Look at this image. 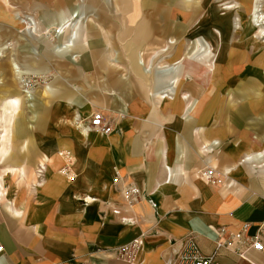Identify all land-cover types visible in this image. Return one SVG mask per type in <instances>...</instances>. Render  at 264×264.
<instances>
[{
	"label": "crops",
	"instance_id": "1",
	"mask_svg": "<svg viewBox=\"0 0 264 264\" xmlns=\"http://www.w3.org/2000/svg\"><path fill=\"white\" fill-rule=\"evenodd\" d=\"M254 3L252 0L245 4L251 11ZM233 9L236 5L225 9L230 12L221 16L215 6L210 25L216 34L206 29L201 34L209 41L205 43L210 47L206 58L213 78L211 84L217 78L227 27L234 19ZM75 13L79 17L77 7L61 8L52 16L41 12V18L49 17L50 22L41 31L40 20H36L35 36L67 24L56 38L57 43L49 50L45 48L47 52L68 55L78 49L87 28H81V16L78 24L71 21ZM167 22L168 17L162 22L144 18L138 23L154 27ZM14 30H22L17 36L21 35L23 41L30 39L25 22H18L13 16L0 19V47L4 43L12 45L5 52L16 51ZM262 38L257 34L254 41ZM146 41L140 30L133 43L135 48H129L136 52L137 46ZM137 56L130 58L132 69L144 81L140 83H151L149 88L153 85L148 96L141 90L140 95L156 100V108L175 102L174 126L168 127L165 119L163 123L160 118H147L143 110L138 112V128L129 127L123 117L125 94L119 92L120 80L126 79L117 80L112 73L104 84L108 91L101 94L89 88L75 91L66 87L63 80L57 83L62 88L56 85L46 86L45 91L39 89L38 103L50 105L49 113L40 111L42 117L34 124V131H27L24 124L21 143L6 149L8 161L2 168L24 171L22 178L8 175L7 201H2L5 204L0 210V264H126L117 258L116 249L141 236L143 245L136 264H170L188 235H194L200 249L210 254L215 249L218 227L235 231L242 224H248L249 236H258L263 251L248 250L241 257L236 247L221 249L215 264H264V122L261 125L259 120L249 119V129L243 132L241 141L224 148L222 154H212L217 144L213 140H222V134L213 128L212 121L208 123L202 111L205 95L213 88L202 86L205 76L198 75V81H190L191 72L184 66L165 69L145 64ZM22 57L13 54L1 69L9 72L12 58L19 65L24 64ZM263 62L264 57L256 68L260 75ZM201 70L207 72L205 65L200 66L199 74ZM20 93L16 87L0 86V100ZM246 104L255 110L254 103ZM93 109H103L104 117L115 122L114 131L103 140L79 125L80 120L91 116L92 113L87 114ZM193 121L197 124H191ZM201 143L205 145L200 148ZM206 165L221 168L227 178L222 189L206 187L194 175ZM39 166L45 167V173L36 186L32 172ZM129 187L137 196L133 204L123 198Z\"/></svg>",
	"mask_w": 264,
	"mask_h": 264
},
{
	"label": "rangeland",
	"instance_id": "2",
	"mask_svg": "<svg viewBox=\"0 0 264 264\" xmlns=\"http://www.w3.org/2000/svg\"><path fill=\"white\" fill-rule=\"evenodd\" d=\"M243 1L248 4L252 2V0ZM260 1L255 4L257 12L251 13L242 0H0V19L13 16L16 21L25 22L31 34L29 40L23 41L21 35L17 36L22 30L19 32L14 30L15 43H17L15 52L4 51L12 48L11 44L4 43L0 47V86H13L21 92V95L0 100V210L5 204L3 202L7 201L8 175L17 174L22 178L24 171L2 168L8 161L7 146L21 143L23 125L25 124L27 131H34V124H38V119L42 117L40 111L48 112L51 108L50 105L38 103L39 89L45 91L46 86L52 88L56 85L62 88V85L57 83L63 80L66 87L71 86L75 91L89 88L101 94L108 91L104 84L107 81L106 76L112 73L117 80L121 77L126 79L120 80L119 92L125 94L126 106L123 117L127 118L129 127L138 128V118H140L138 112L143 110H146L144 114L147 113V118L149 116L160 118L163 123L165 119L168 120L165 123L168 127L174 126L173 114L177 112L175 102L162 103L156 108V100H146L140 95L141 90L148 96L153 90V85L149 88L151 83H140L144 81L132 69L130 58L136 54L145 64L149 62L156 67L169 69L172 65L184 66L187 72H191L188 78L190 81H198L199 77L205 76L202 86L207 88L211 85L213 88H210L205 95L207 98L203 102L202 111L208 123L212 121L213 128L216 127V130L222 134V140L217 138L213 140L217 144L212 154H222L224 148L241 141L245 134L243 132L249 129L250 125L247 124L249 119L250 121L257 119L259 120L257 123L262 125L264 122V71L260 75L256 68L261 66L260 60L264 57L262 45L264 36L259 41H254V37L257 34L262 36L257 31L264 29L262 26L264 21L257 24L253 22L255 27L250 23L251 15L254 19L258 16L264 19ZM261 2L264 6V0ZM233 5H236V9H233L235 11L231 10L234 19L227 27L225 34L227 41H224L221 59L217 64V78L211 84L213 78L209 60L206 58L210 47L205 43L209 41L201 34L205 29L210 34H216L210 25L215 6L218 7V15L223 16L230 12L225 9H230ZM74 7L79 9L80 15L78 17L75 13L71 16V21L78 24L82 17L84 24L81 28H87L84 40L77 45L78 49L72 50L68 55L47 52L45 48L49 50L51 45L57 43L56 38L60 36L62 28L67 24L35 36V29H30L28 21H32L35 28L36 20L37 22L40 20V28L43 31L45 26L49 25L50 18L42 19L41 12L52 16L61 8L71 10ZM167 17L166 24H154V27L138 23L144 18H153L154 21L162 22ZM140 30L144 32V41H147L137 46V51L134 52L129 46L135 48L133 43L136 33ZM151 31L153 34L150 36ZM57 32H59L58 35ZM196 36L200 38L194 40ZM13 54L25 57L24 64L19 65L13 58L11 64L15 63L20 72L21 70L26 72L22 73V77L30 85L31 94L28 96L21 87L23 78L22 80L20 76L18 78L11 68L9 72L1 69V65L6 63ZM70 55L74 58L71 59ZM204 65L207 72L204 73L201 70L199 74L200 66ZM143 85L147 86V89ZM180 88L185 90L183 86ZM12 101H14L13 104ZM249 102L255 104L254 111L250 110L251 106L246 104ZM97 111L106 114L103 109H93L87 115ZM87 120H80L82 121L79 123L81 129L83 131L86 129L87 132H92L103 140L106 136H101L87 128ZM191 124H197V121ZM73 125L76 127L75 122ZM202 145L205 143H201L200 148ZM260 145V147L263 146V144ZM208 167L213 168L211 165L203 166L194 171V175ZM38 169L39 167L32 172V181L36 186L41 184L37 175ZM220 169H217L221 179L218 185L213 186L204 182L202 184L206 187L222 189L227 178Z\"/></svg>",
	"mask_w": 264,
	"mask_h": 264
},
{
	"label": "built area",
	"instance_id": "3",
	"mask_svg": "<svg viewBox=\"0 0 264 264\" xmlns=\"http://www.w3.org/2000/svg\"><path fill=\"white\" fill-rule=\"evenodd\" d=\"M21 87L24 92H29V83L23 78ZM114 120L104 117L101 111L94 112L87 120V128L91 131L100 134L101 136H109L114 131ZM78 127V126H77ZM81 128V127H80ZM84 131H88L84 129ZM37 175L41 180L44 176V167L39 166ZM67 171L66 175H69ZM197 177L204 183L209 185H218L221 182L220 174L214 168H204L197 173ZM69 180L72 176H68ZM117 181V180H115ZM123 198L130 204L137 201L134 188H127L123 194ZM248 224H242L239 229L230 231L227 227L221 226L216 229L217 240L215 249L210 254H205L199 247L196 237L192 234L188 235L182 243V246L177 254L171 259L170 264H215L217 252L221 249L236 247L239 256L248 250L263 251L262 243L258 236L251 237L248 235ZM143 236L136 238L128 244H125L116 249V256L119 260L126 264H136V257L143 245ZM3 248L0 246V253Z\"/></svg>",
	"mask_w": 264,
	"mask_h": 264
},
{
	"label": "bare ground",
	"instance_id": "4",
	"mask_svg": "<svg viewBox=\"0 0 264 264\" xmlns=\"http://www.w3.org/2000/svg\"><path fill=\"white\" fill-rule=\"evenodd\" d=\"M259 2V0H255V3L253 4V6L251 7V13L254 11V12H257V7L255 6V4H257ZM260 17L258 16V17H255V19H254V16L253 15H251V20H250V23H251V26H253V27H255L254 26V24H253V22L255 23V24H257V23H259V22H262V21H264V19H262V17L260 18V20H258ZM262 19V20H261ZM28 23H29V25H30V29H35V28H33V23H32V21H28ZM262 26H264V24L262 25ZM260 35H262V36H264V29H261V30H259V31H257ZM58 33L59 32H57L56 34L58 35ZM55 36V35H54ZM12 62V61H11ZM11 66H12V69H13V72H14V74H16L17 75V77L18 76H20V78H21V80H22V72H20V70H19V68L17 67V65L14 63V64H11ZM214 70V69H213ZM19 78V77H18ZM23 92H24V90H23ZM25 93V95L26 96H28V95H30L31 93H28V92H24Z\"/></svg>",
	"mask_w": 264,
	"mask_h": 264
}]
</instances>
